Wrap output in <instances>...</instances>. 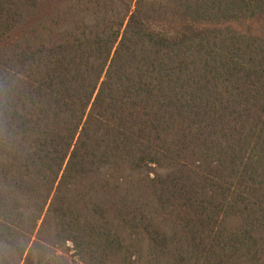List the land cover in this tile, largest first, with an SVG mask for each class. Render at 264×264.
<instances>
[{"label": "trees", "instance_id": "1", "mask_svg": "<svg viewBox=\"0 0 264 264\" xmlns=\"http://www.w3.org/2000/svg\"><path fill=\"white\" fill-rule=\"evenodd\" d=\"M3 264H264V0H0Z\"/></svg>", "mask_w": 264, "mask_h": 264}, {"label": "clouds", "instance_id": "2", "mask_svg": "<svg viewBox=\"0 0 264 264\" xmlns=\"http://www.w3.org/2000/svg\"><path fill=\"white\" fill-rule=\"evenodd\" d=\"M4 245H0V252H3L4 251ZM0 264H3V261L2 260H0Z\"/></svg>", "mask_w": 264, "mask_h": 264}]
</instances>
